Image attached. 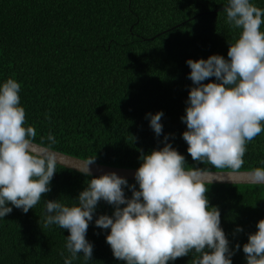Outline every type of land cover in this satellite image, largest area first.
<instances>
[{
    "label": "trees",
    "instance_id": "1",
    "mask_svg": "<svg viewBox=\"0 0 264 264\" xmlns=\"http://www.w3.org/2000/svg\"><path fill=\"white\" fill-rule=\"evenodd\" d=\"M251 2L264 9V0ZM227 5L228 0H0V84L10 77L20 83L25 126L35 127L37 143L48 146L51 133L53 149L138 168L141 153L162 147L167 135L186 167L218 170L192 160L181 117L193 86L187 60L212 54L227 59L229 43L239 35L226 22ZM158 111L163 112L160 136L147 115ZM243 159L240 170L264 167V132L247 144ZM56 171L51 191L34 209L24 213L9 205L12 212L0 218V264H64L60 252L69 255V232L44 227L45 201L77 204L91 177L60 164ZM127 180L139 188L135 179ZM208 186L210 206L219 208L234 250L232 264H246L243 245L264 219V184ZM125 195L131 197L130 188ZM113 212V205L98 203L86 234L92 260L80 254L73 264H125L106 242L110 229L95 224L99 215ZM196 256L168 264H192Z\"/></svg>",
    "mask_w": 264,
    "mask_h": 264
},
{
    "label": "clouds",
    "instance_id": "2",
    "mask_svg": "<svg viewBox=\"0 0 264 264\" xmlns=\"http://www.w3.org/2000/svg\"><path fill=\"white\" fill-rule=\"evenodd\" d=\"M224 10L226 22L239 35L229 43L227 59L212 54L187 60L193 86L181 120L192 160L234 173L244 164L247 144L264 132V9L251 0H228ZM20 89L11 77L0 84V218L10 214L12 206L24 213L34 209L51 191L59 163L51 150L56 143L51 133L50 144L43 151L34 150L37 132L34 126H25ZM147 115L160 136L163 112ZM140 159L135 172L138 189L114 171L92 177L94 157L79 169L91 179L76 198L77 204L45 201L44 227L58 225L69 232L65 244L69 255L60 252L64 264H73L80 254L84 261L92 260L93 244L86 234L101 200L113 205L114 212L99 215L95 224L110 229L106 242L113 256L125 264H168L193 252L198 256L192 264H232L234 250L221 227L219 208L210 206L206 195L210 170L186 167L185 156L167 135L162 147L142 152ZM250 174L255 182L264 183V167ZM125 187L131 189V197L125 195ZM243 252L246 264H264V219L249 234Z\"/></svg>",
    "mask_w": 264,
    "mask_h": 264
},
{
    "label": "water",
    "instance_id": "3",
    "mask_svg": "<svg viewBox=\"0 0 264 264\" xmlns=\"http://www.w3.org/2000/svg\"><path fill=\"white\" fill-rule=\"evenodd\" d=\"M34 150L43 151L47 146L33 141ZM52 151L57 153L58 164L67 168L80 171L79 169L88 161L87 159L77 157L56 149L51 148ZM138 168H128L112 166L107 164H101L94 162L90 165L92 175L100 176L108 172H116L118 175L125 177L126 179H135V172ZM252 170H239L238 172H231V170H210L211 175L208 177L210 183H231V184H250L257 183L251 176ZM81 172V171H80ZM223 172H229L223 173ZM264 184V183H258Z\"/></svg>",
    "mask_w": 264,
    "mask_h": 264
}]
</instances>
